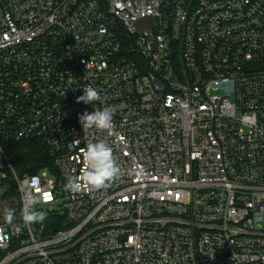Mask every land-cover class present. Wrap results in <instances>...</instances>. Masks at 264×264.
<instances>
[{"label": "built area", "instance_id": "obj_1", "mask_svg": "<svg viewBox=\"0 0 264 264\" xmlns=\"http://www.w3.org/2000/svg\"><path fill=\"white\" fill-rule=\"evenodd\" d=\"M134 5L0 0V264H264V0ZM87 86L105 102L77 103ZM105 107L113 127L83 132ZM32 139L53 163L19 174L5 145ZM101 140L121 175L70 193Z\"/></svg>", "mask_w": 264, "mask_h": 264}, {"label": "clouds", "instance_id": "obj_2", "mask_svg": "<svg viewBox=\"0 0 264 264\" xmlns=\"http://www.w3.org/2000/svg\"><path fill=\"white\" fill-rule=\"evenodd\" d=\"M93 104L99 102L103 104V98L98 90L92 86L83 88V94L77 98V103ZM114 110L105 107L95 108L89 113L84 111L78 116L79 123L83 132L95 129L97 131H107L113 127ZM83 168L79 175L70 176L65 188L72 194L90 193L96 190L105 189L110 183L115 181L121 175V168L117 164L113 155V150L109 144L101 140L95 143H88L82 149ZM35 195H29L25 198L23 207L20 210V217L26 226L39 224L46 219L44 211L37 208ZM16 210L5 207L3 209L4 221L11 225L16 219ZM10 236L0 229V243L6 242Z\"/></svg>", "mask_w": 264, "mask_h": 264}, {"label": "trees", "instance_id": "obj_3", "mask_svg": "<svg viewBox=\"0 0 264 264\" xmlns=\"http://www.w3.org/2000/svg\"><path fill=\"white\" fill-rule=\"evenodd\" d=\"M5 149L19 174L36 173L46 164L53 163L46 145L39 139L8 142Z\"/></svg>", "mask_w": 264, "mask_h": 264}, {"label": "rangeland", "instance_id": "obj_4", "mask_svg": "<svg viewBox=\"0 0 264 264\" xmlns=\"http://www.w3.org/2000/svg\"><path fill=\"white\" fill-rule=\"evenodd\" d=\"M63 200H64V197H63V196L60 197V202H59V204L62 203ZM55 209H57V208H55ZM42 211L45 212L46 217H47L48 214H49V211H48L47 207H44V209H42ZM45 220H46V219H45ZM45 220H44L43 222L39 223V225H40V226L45 225ZM37 226H38L37 224H34V229H35V231H37V229H38Z\"/></svg>", "mask_w": 264, "mask_h": 264}, {"label": "water", "instance_id": "obj_5", "mask_svg": "<svg viewBox=\"0 0 264 264\" xmlns=\"http://www.w3.org/2000/svg\"><path fill=\"white\" fill-rule=\"evenodd\" d=\"M131 2H132V5H133L134 9L136 10V7H135V5H134V0H131ZM143 21H144V20H141V21H139V23L142 24ZM53 229H54V230L56 229V224H55L54 221H53Z\"/></svg>", "mask_w": 264, "mask_h": 264}]
</instances>
